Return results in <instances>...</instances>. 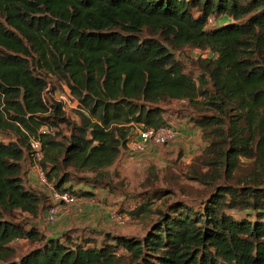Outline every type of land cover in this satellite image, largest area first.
Masks as SVG:
<instances>
[{
	"label": "trees",
	"instance_id": "obj_1",
	"mask_svg": "<svg viewBox=\"0 0 264 264\" xmlns=\"http://www.w3.org/2000/svg\"><path fill=\"white\" fill-rule=\"evenodd\" d=\"M185 47L209 52L198 74ZM51 78L77 98V121ZM176 100L199 109L190 122L208 141L191 167L206 191H182L198 203L152 207L171 186L142 194L128 215L157 217L141 237L48 236L20 219L44 201L24 181L32 137L53 187L92 198L133 126L170 125ZM20 239L35 246L18 254ZM0 264H264V0H0Z\"/></svg>",
	"mask_w": 264,
	"mask_h": 264
},
{
	"label": "rangeland",
	"instance_id": "obj_2",
	"mask_svg": "<svg viewBox=\"0 0 264 264\" xmlns=\"http://www.w3.org/2000/svg\"><path fill=\"white\" fill-rule=\"evenodd\" d=\"M209 54V52H208ZM177 57L188 70H194L196 74L199 71L196 69V61L199 56L204 53L200 49L185 47L176 52ZM50 81L55 85L53 95L58 97L66 90L68 86L62 81L51 78ZM65 86V87H64ZM51 98V93H48V98ZM74 105V103H70ZM66 115L73 121L78 120V108L69 106ZM164 116L168 119L171 126L177 131L176 137L162 145L150 144L145 150H131L128 144L122 149L120 157L117 161L106 169L107 182H110L109 187L100 186L96 188L93 198H84L74 204L58 205L59 212L55 222L49 223L47 216L50 208L53 206L50 194L53 184L47 179L42 181L38 177V167L40 163L34 160L33 156L26 155L24 161V181L27 186L32 187L37 192L43 195L44 201L41 206V212L37 218H32L26 213L21 214L20 219L28 220L35 223L45 234H51L55 231H69L74 236L85 234L96 235L99 239L104 229H112V231L125 233L132 236L141 237L157 217L156 214L142 215L140 217L129 216L136 204L141 202V198L145 193H152L153 188L162 187L174 189L171 195H162L151 198L153 201L152 207L162 205L166 199L181 197L198 203L195 198L184 196L183 190L194 193L195 195L205 192L207 188L193 180L191 167L194 159L199 156L208 141L204 138L202 130L193 122H190V116L199 112V109L193 108L184 101H174L167 105ZM63 131L62 135H58L59 140H64L63 135L68 134V130L61 124L55 128L54 134L57 136V131ZM137 126H133L131 130V139L135 138ZM244 162L248 159L243 158ZM206 171V167L203 168ZM70 171H73L70 169ZM157 178H153V175ZM77 175L93 176L92 173H78ZM151 182H155L151 184ZM97 187V186H96ZM141 193V194H140ZM137 200L134 197H137ZM144 198V197H143ZM121 212H120V211ZM87 211V216H83ZM89 212L95 216L99 214V219L90 217ZM126 214V221L118 222L113 218L115 213ZM103 213H108L106 218ZM129 214V215H128ZM97 230L98 232H94ZM13 245L17 249L18 254H24L29 251L34 243L28 239L16 240Z\"/></svg>",
	"mask_w": 264,
	"mask_h": 264
},
{
	"label": "built area",
	"instance_id": "obj_3",
	"mask_svg": "<svg viewBox=\"0 0 264 264\" xmlns=\"http://www.w3.org/2000/svg\"><path fill=\"white\" fill-rule=\"evenodd\" d=\"M203 53L204 56L208 55L207 51H203ZM58 100L63 102V108L65 110L71 108L69 106H73L74 108H77L79 106V102L77 98L70 92V90H66L64 94L58 97ZM70 103H74V105H71ZM135 126L138 127V130L135 133L136 136L134 139L130 138V140L127 143L130 151L131 150L143 151L150 144H155V145L166 144L172 141L177 134V131L171 125L160 126L158 128L146 127L141 124H137ZM41 131L46 132L47 127L46 126L42 127ZM30 144H31V149L33 151L34 160L39 162L43 158L41 139L32 137L30 140ZM38 177L42 181H47L46 172L41 166L38 167ZM50 198L52 200L53 206L50 208L47 216V221L49 223L55 222L59 212L58 205L60 204L69 205V204H74L75 202L78 201V198L76 196L68 192H61L59 190H56L54 187H52ZM113 218L120 223L126 221L128 217H126V214H122V213L120 214L116 212L113 215Z\"/></svg>",
	"mask_w": 264,
	"mask_h": 264
},
{
	"label": "crops",
	"instance_id": "obj_4",
	"mask_svg": "<svg viewBox=\"0 0 264 264\" xmlns=\"http://www.w3.org/2000/svg\"><path fill=\"white\" fill-rule=\"evenodd\" d=\"M93 198V197H92ZM80 199H84V198H78V201L80 200ZM87 211H85L84 212V214H83V216H87ZM89 215H91L90 217H94V218H96L97 220L99 219L98 217H99V214L97 215V216H95L93 213H91V212H89ZM108 216V213H103V217L104 218H106ZM104 230H106V231H112V229H104ZM113 232H115V231H113ZM63 232L62 231H55V232H53V233H51V234H46V235H48V236H52V235H60V234H62ZM117 233H119V232H117Z\"/></svg>",
	"mask_w": 264,
	"mask_h": 264
}]
</instances>
